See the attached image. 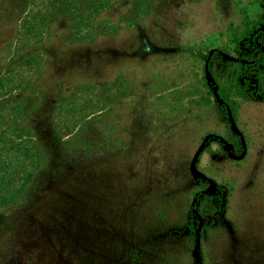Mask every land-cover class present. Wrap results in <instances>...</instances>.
<instances>
[{
	"label": "rangeland",
	"instance_id": "1",
	"mask_svg": "<svg viewBox=\"0 0 264 264\" xmlns=\"http://www.w3.org/2000/svg\"><path fill=\"white\" fill-rule=\"evenodd\" d=\"M263 10L0 0V264H264V100L202 71Z\"/></svg>",
	"mask_w": 264,
	"mask_h": 264
},
{
	"label": "trees",
	"instance_id": "2",
	"mask_svg": "<svg viewBox=\"0 0 264 264\" xmlns=\"http://www.w3.org/2000/svg\"><path fill=\"white\" fill-rule=\"evenodd\" d=\"M230 43L234 46L235 53H229L224 48L213 50L205 56L207 60L206 64L203 61L202 71L210 88L208 94L213 96L215 94L219 99L217 105L223 113L226 115V109H229L233 117L232 106L236 97L264 100V10L254 19L243 15L239 27L231 32ZM219 53L232 58L224 60ZM204 65L207 75L204 72ZM214 65L216 66L213 71ZM208 76L211 81L207 79ZM14 194L9 199L0 197V204H5L18 192Z\"/></svg>",
	"mask_w": 264,
	"mask_h": 264
},
{
	"label": "water",
	"instance_id": "3",
	"mask_svg": "<svg viewBox=\"0 0 264 264\" xmlns=\"http://www.w3.org/2000/svg\"><path fill=\"white\" fill-rule=\"evenodd\" d=\"M204 72H205V74L207 75L206 65H204ZM207 79H208L209 81H211V78H210L209 76L207 77ZM214 97H215L216 101H219V99L217 98V96H216L215 94H214ZM226 115H227V118H228L230 121H232L231 113H230L229 109H226ZM231 127H232L233 131H236L234 125L231 124ZM236 132H237V131H236ZM196 259H197V257H196Z\"/></svg>",
	"mask_w": 264,
	"mask_h": 264
}]
</instances>
